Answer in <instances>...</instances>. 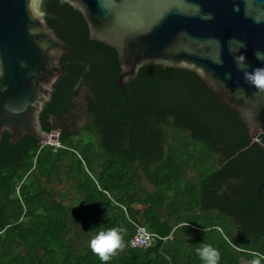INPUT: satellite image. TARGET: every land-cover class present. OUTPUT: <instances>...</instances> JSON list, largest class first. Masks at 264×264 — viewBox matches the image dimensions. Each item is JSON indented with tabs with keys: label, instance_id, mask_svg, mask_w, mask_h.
<instances>
[{
	"label": "trees",
	"instance_id": "16d2710c",
	"mask_svg": "<svg viewBox=\"0 0 264 264\" xmlns=\"http://www.w3.org/2000/svg\"><path fill=\"white\" fill-rule=\"evenodd\" d=\"M41 11L69 46L59 61L66 74L38 116L62 148L28 135L10 146L3 132L0 264H204L205 244L219 250V264H264V152L241 151L249 136L237 115L193 73L155 66L125 85V119L115 51L91 41L68 4L43 0ZM82 89L86 123L77 130L68 119ZM81 131L90 139L77 140ZM133 224L171 238L132 249ZM113 227L125 246L104 262L89 241Z\"/></svg>",
	"mask_w": 264,
	"mask_h": 264
},
{
	"label": "water",
	"instance_id": "95a60500",
	"mask_svg": "<svg viewBox=\"0 0 264 264\" xmlns=\"http://www.w3.org/2000/svg\"><path fill=\"white\" fill-rule=\"evenodd\" d=\"M59 1L81 14L91 41L115 51L125 119V85L140 69L186 70L243 122L249 142L241 151L257 144L264 152V88L245 78L264 68L256 57L264 52V0ZM42 2L0 0V141L6 132L10 146L25 135L47 140L38 116L66 74L59 61L69 46L44 21Z\"/></svg>",
	"mask_w": 264,
	"mask_h": 264
},
{
	"label": "clouds",
	"instance_id": "9594fccd",
	"mask_svg": "<svg viewBox=\"0 0 264 264\" xmlns=\"http://www.w3.org/2000/svg\"><path fill=\"white\" fill-rule=\"evenodd\" d=\"M40 7V4H37ZM257 59L264 60V52L256 53ZM245 57H238V66H242L239 61H243ZM245 78L254 86L264 88V68L254 69L252 72H245ZM48 136V135H47ZM89 246L98 257L108 262L112 256L125 246L121 230L119 228H101L96 231L95 235L90 239ZM197 253L204 264H219L220 252L212 245L205 244L197 248ZM253 264H260L259 260H254Z\"/></svg>",
	"mask_w": 264,
	"mask_h": 264
},
{
	"label": "built area",
	"instance_id": "2783aa9c",
	"mask_svg": "<svg viewBox=\"0 0 264 264\" xmlns=\"http://www.w3.org/2000/svg\"><path fill=\"white\" fill-rule=\"evenodd\" d=\"M59 133L57 131L48 135L47 140L41 143V146H49L55 149L62 148V145L58 141ZM135 233L129 241V247L132 249H146L152 246L157 241L166 242L171 237H159L156 234L148 232L143 226L133 224Z\"/></svg>",
	"mask_w": 264,
	"mask_h": 264
},
{
	"label": "rangeland",
	"instance_id": "374dc122",
	"mask_svg": "<svg viewBox=\"0 0 264 264\" xmlns=\"http://www.w3.org/2000/svg\"><path fill=\"white\" fill-rule=\"evenodd\" d=\"M85 96H87V93L84 91V89H82V91L79 93V96L77 97V99L74 101V108L72 110V113L71 115H69V121L71 124H73V126L75 127V129L79 130L83 127V125L86 123V117L84 116V98ZM56 131V130H55ZM58 132V131H57ZM59 133V132H58ZM82 133L79 132L78 136H77V140H79L80 142H83L84 140H86V138L89 140L90 137L89 136H85V134H80ZM172 142V141H171ZM93 162L94 164H98L102 161V158L100 157H96L95 155L93 156ZM98 158V159H97ZM85 170L87 171L88 174H90L91 172L88 170L87 167H84ZM91 175V174H90ZM62 176V181H60V185L62 188L66 189L67 188V185L65 184L66 182V179H65V176L64 174H61ZM94 180V183L95 185H97L96 183V179L92 178ZM67 183V182H66ZM72 187H74L73 184H69V187H68V192L72 191ZM71 196V195H70ZM76 196L78 195H73V197L76 199ZM79 203H81V201L79 200Z\"/></svg>",
	"mask_w": 264,
	"mask_h": 264
}]
</instances>
